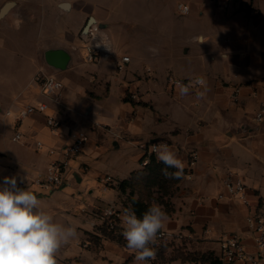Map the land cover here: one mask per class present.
Listing matches in <instances>:
<instances>
[{"label": "crops", "instance_id": "crops-1", "mask_svg": "<svg viewBox=\"0 0 264 264\" xmlns=\"http://www.w3.org/2000/svg\"><path fill=\"white\" fill-rule=\"evenodd\" d=\"M11 1L15 6L0 18V48L20 44L29 49L24 54L13 51L14 58L26 57L19 69L0 65V80L10 78L0 91V112L17 114L23 104L46 101L47 113L59 118L62 126L59 134L51 133L41 113L18 124H24L30 139L0 149V185L4 177L15 176L17 186L37 194L42 208L58 222L77 225L78 236L60 249L58 264H143L135 260L122 236L121 216L130 208L132 196L129 189L123 193L119 183L144 167L145 151L159 141L167 143L186 167L164 196L169 210L162 202L151 201L166 211L162 230L170 234L151 245L156 251L154 264H201L195 257L218 255L219 240L235 234L253 250L245 220L249 209L235 200H219L217 194L232 171L244 179L254 204L259 202L264 210V124L253 120L264 99V0H216L224 6L223 16L191 36L205 44V51L195 54L192 42L174 46L164 30L154 26L156 21L132 17L135 12L149 13L151 0L126 18L118 10L123 0H0V11ZM160 1H152L160 4L155 7L159 10L164 0ZM246 1L251 10L242 7ZM91 17L98 28L88 42L111 46L112 54L86 62L81 45L87 42L81 33ZM57 49L67 54L63 69L45 58V52ZM122 55L131 60L118 71L115 62ZM39 70L63 83L58 100L41 97L31 84ZM197 76L207 81L203 98L196 95L200 89L180 95L170 81ZM237 86L241 90L234 101L231 95ZM130 92L139 100L130 99ZM71 131L87 132L90 141L72 159L68 184L49 190L34 183L53 158L48 149L59 148ZM35 139L44 142L42 149H36ZM193 151L198 159L190 166ZM105 176L112 182L105 184ZM110 206L120 214L112 237L102 232L105 224L96 216Z\"/></svg>", "mask_w": 264, "mask_h": 264}, {"label": "clouds", "instance_id": "clouds-1", "mask_svg": "<svg viewBox=\"0 0 264 264\" xmlns=\"http://www.w3.org/2000/svg\"><path fill=\"white\" fill-rule=\"evenodd\" d=\"M203 40H201L202 42ZM105 46L108 50L107 45ZM155 53L157 50L150 48ZM180 95L190 90L203 98L207 92V81L197 76L188 83L176 82ZM158 161L166 167V177L180 179L185 163L178 158L168 144L154 145L152 149ZM168 168L176 169L169 173ZM168 219L161 205L152 203L138 218L132 208H126L121 216L122 236L127 247L135 252L137 262H147L156 258L155 245L159 232ZM78 236L77 225L58 222L53 214L42 208V201L32 190L20 189L17 178L4 177L0 185V264H58L60 249Z\"/></svg>", "mask_w": 264, "mask_h": 264}, {"label": "built area", "instance_id": "built-area-1", "mask_svg": "<svg viewBox=\"0 0 264 264\" xmlns=\"http://www.w3.org/2000/svg\"><path fill=\"white\" fill-rule=\"evenodd\" d=\"M177 9L181 14H187L190 11V6L185 3H179ZM87 53L84 57L86 62H95L101 58H108L112 54L111 46H108V50L105 46H101L96 42L86 43ZM131 58L128 55H122L118 57L115 62L116 69L118 71H124L130 62ZM189 80L170 78V81L176 84L177 81L188 83ZM34 81L39 86V92L47 98H55L61 94L63 89V83L53 76L39 72ZM240 87H234L232 92V99L237 101L239 99ZM129 97L132 100H139V95L134 92L129 93ZM49 105L46 101H39L37 103L25 104L17 114H13L11 110L5 112L6 115H12L15 121V125L18 126L26 117L35 113H41L45 116L46 126L53 134H59L62 123L59 118L53 114H48L47 110ZM253 120L258 124H264V99L260 102L258 110L253 115ZM13 141L25 144L30 137L23 131H20L16 127L12 136ZM90 136L84 131H71L65 138L63 144L59 147H50L48 149L49 154L53 156L49 166L43 172L38 173L34 179V183L49 189L55 190L62 188L68 184L67 172L71 168V161L77 155H79L85 146L89 143ZM167 144L165 142H153L150 144L148 150L144 153V158L141 161L142 166L148 164L151 155H155L152 150L154 145ZM36 149H42L44 142L40 139L34 141ZM190 166H193L198 159V152L193 151L190 154ZM111 176H105L103 182L109 184L112 182ZM223 188L217 194L219 200H235L243 206L249 209V212L245 216L248 230L253 235L254 249L249 250L243 243L242 239L235 235L223 237L219 240V258L221 264H264V210L260 209L259 202L254 204L252 198L253 194L250 192L248 185L243 178L239 177L236 173L228 171L222 181ZM254 196H257L254 194ZM96 216L103 221L109 229H117L119 226L118 219L120 218L119 212L112 206L103 209L96 213ZM170 234L161 230L158 234L156 243L167 238ZM87 245V244H86ZM85 245V246H86ZM143 264H154L153 260L143 262Z\"/></svg>", "mask_w": 264, "mask_h": 264}, {"label": "rangeland", "instance_id": "rangeland-1", "mask_svg": "<svg viewBox=\"0 0 264 264\" xmlns=\"http://www.w3.org/2000/svg\"><path fill=\"white\" fill-rule=\"evenodd\" d=\"M146 1L150 2V0H123V2L118 6V10L122 13L123 18H126L129 11H139V9L146 8ZM152 1L156 2L157 0H151L149 5V13L135 12L132 17L147 19L150 22L156 21V25L154 26H158L159 28L163 29L165 39L168 40V43H171L174 46H186V43L192 42L189 46L192 48L193 54H195L196 52L203 53L205 51V44L191 40V36L199 27L210 26V24L212 23H219L223 16L220 13L221 11H224L223 4H218V1L216 0H164L163 5L161 6L162 9L159 10V8L155 7L160 4L152 3ZM158 2L161 1L158 0ZM241 2L244 1L241 0ZM179 3L188 4L191 8L190 12L188 14H181L177 9V5ZM152 6L154 7L152 8ZM242 7L251 10L248 1H246ZM14 34L15 33L12 32L11 36L14 37ZM28 49L29 48L25 45L20 44L17 46L13 45L11 46V48L10 46L0 48V65L5 62V65H8L9 68L11 67L13 69H19L20 65L21 67L24 66L22 60H24L26 57H24L23 55L22 57H20V59L18 57L14 58L12 56L13 51H18L24 54L23 52L26 53ZM81 50L84 55H86L87 50L84 44L81 45ZM20 60L22 64L21 62L18 63V61ZM39 72L40 70L38 71V73ZM8 79L10 78H3L2 80H0V82L3 83L0 84V91L5 89L4 82L8 81ZM31 84L39 88L36 81L32 80ZM7 89H11V86ZM40 96L42 97L43 95L40 93ZM34 98L38 99L37 97ZM36 101L33 100L32 103H35ZM22 106H24V104ZM3 112L5 113L6 111ZM13 112L16 113L15 110H13ZM1 113L2 112H0V149H4L5 146L14 148V146H17V143L12 140V134L14 133L16 128V125L14 123L15 121L13 119V116L3 115ZM21 123H23V121ZM17 127L20 131L26 133L27 130L25 129L24 124L18 125ZM89 132L92 135L94 134L91 130ZM107 138L110 139V137L108 136ZM106 144L108 145V142ZM109 147L113 148L112 143L109 144ZM138 192L140 193V189L136 187L135 193L138 194ZM161 198V196L159 198L156 195L155 201H159L161 203Z\"/></svg>", "mask_w": 264, "mask_h": 264}, {"label": "trees", "instance_id": "trees-1", "mask_svg": "<svg viewBox=\"0 0 264 264\" xmlns=\"http://www.w3.org/2000/svg\"><path fill=\"white\" fill-rule=\"evenodd\" d=\"M165 165L158 161L155 155H151L147 165L142 169L132 172L131 176L127 179H123L119 183L120 190L124 193L127 189L130 190V208H132L138 218H142V214L151 206V201L155 199V192L160 193L162 197V203L169 210V203L166 202L164 196L170 194L172 187L175 185L178 179L172 177H166L163 173ZM169 173L175 172L176 169L168 168ZM140 189L138 197H133L135 188ZM163 195V196H162ZM102 232L107 236H115L114 233L117 229H109L106 225L101 226ZM195 260L200 261L201 264H221L219 256L214 252H208L195 257Z\"/></svg>", "mask_w": 264, "mask_h": 264}, {"label": "water", "instance_id": "water-1", "mask_svg": "<svg viewBox=\"0 0 264 264\" xmlns=\"http://www.w3.org/2000/svg\"><path fill=\"white\" fill-rule=\"evenodd\" d=\"M13 6H15L14 1L6 3L0 11V18L6 17V15ZM96 27H97V23L91 17L81 33L82 39L88 42L90 38L93 36V32L98 28ZM72 49L74 51H78V47L73 46ZM66 55L67 54L63 49L48 50L47 52H45V58L48 61V63L54 65L58 69H63L66 66L65 63L67 61Z\"/></svg>", "mask_w": 264, "mask_h": 264}]
</instances>
